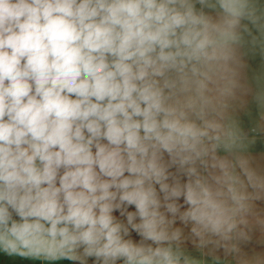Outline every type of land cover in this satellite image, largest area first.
Masks as SVG:
<instances>
[{
    "label": "clouds",
    "instance_id": "9594fccd",
    "mask_svg": "<svg viewBox=\"0 0 264 264\" xmlns=\"http://www.w3.org/2000/svg\"><path fill=\"white\" fill-rule=\"evenodd\" d=\"M0 264H264V0H0Z\"/></svg>",
    "mask_w": 264,
    "mask_h": 264
}]
</instances>
